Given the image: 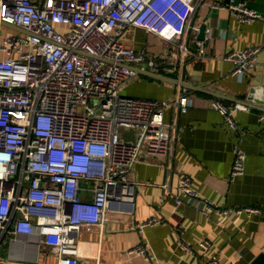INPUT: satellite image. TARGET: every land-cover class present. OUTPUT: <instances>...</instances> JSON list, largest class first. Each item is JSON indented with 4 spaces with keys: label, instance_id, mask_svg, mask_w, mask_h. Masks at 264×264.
Listing matches in <instances>:
<instances>
[{
    "label": "built area",
    "instance_id": "2783aa9c",
    "mask_svg": "<svg viewBox=\"0 0 264 264\" xmlns=\"http://www.w3.org/2000/svg\"><path fill=\"white\" fill-rule=\"evenodd\" d=\"M202 0H0V241L36 235L57 256V264H78V236L83 228L103 227L114 202H132L137 181L130 179L143 153L170 156L176 123L165 122L166 111L189 108L188 88L178 86L175 97L127 95L137 71L169 68L175 60L149 53L125 41L128 28H140L178 45L186 56L204 58L185 42L187 30ZM226 7L239 22L255 21L259 13L243 1L213 2ZM13 26H11V25ZM20 27V29H15ZM11 29L17 30L16 32ZM260 45L222 52L233 73L249 72ZM211 106L223 116L230 132L237 131L233 113L250 106ZM264 127V110L258 114ZM264 151V148H263ZM246 153L233 147L230 178L241 175ZM176 204L199 199L189 174L178 177ZM203 206L221 218L231 210L209 197ZM237 213L258 212L254 206ZM158 216L140 220L137 227L161 223ZM185 252H206L208 238L196 244L177 238ZM151 259L145 243L127 250ZM217 260L216 256L208 263Z\"/></svg>",
    "mask_w": 264,
    "mask_h": 264
},
{
    "label": "crops",
    "instance_id": "0c3cea01",
    "mask_svg": "<svg viewBox=\"0 0 264 264\" xmlns=\"http://www.w3.org/2000/svg\"><path fill=\"white\" fill-rule=\"evenodd\" d=\"M40 1V0H33ZM231 0H202L191 23H205V36L199 30H187L185 42L190 52L197 53L196 41L204 42V58L182 55L178 45L168 43L140 28H128L125 41L136 48H147L149 53L168 55L175 60L169 68L159 73L179 80L190 81L199 89L188 88L189 105L186 112L170 107L165 122L176 123L170 156L143 153L129 174L137 181L132 202L111 205L103 227L83 228L77 241L78 264H252L264 252V127L258 121L260 108L250 106L233 113L239 125L230 132L223 116L211 106L219 98L227 105L247 97L251 86L264 84V0L243 1L256 10L255 21L239 22L226 7H215L213 2L229 3ZM259 44L257 61L249 72L233 73V64L220 56L222 52L239 50ZM179 84L138 73L125 86L127 95L155 98H173ZM183 87V86H182ZM213 92L221 93L216 96ZM241 144L245 168L241 175L230 178L233 164V147ZM189 174L199 193V199L176 204L175 192L180 175ZM209 197L219 208L228 207L221 216L210 213L203 206ZM254 206L258 212H235V208ZM158 216L162 222L139 229L140 220ZM179 235L196 244L208 238L206 252L194 248L185 252L177 245ZM145 243L146 259L141 254H130L128 249ZM216 256L217 260L208 263ZM0 264H57V256L36 235L22 236L18 240L0 241Z\"/></svg>",
    "mask_w": 264,
    "mask_h": 264
},
{
    "label": "water",
    "instance_id": "95a60500",
    "mask_svg": "<svg viewBox=\"0 0 264 264\" xmlns=\"http://www.w3.org/2000/svg\"><path fill=\"white\" fill-rule=\"evenodd\" d=\"M11 25V24H10ZM13 26V25H11ZM14 27V26H13ZM205 28L206 25L205 23H202V25H200V29H199V37L203 38L205 36ZM15 29H20V27H15ZM127 66H130L133 70L137 71L138 73L144 74V75H150L153 76L155 78L161 79V80H168L171 81L173 83L179 84L181 86H186L188 88H192V89H199L202 90L201 88H198L197 86H195L194 84H192L190 81H185V80H179L176 79L175 77L169 76L167 74H162L159 73L157 71H153V70H149V69H141L135 65H131L128 64ZM216 96H223V94H219L216 92H213ZM236 102H242L246 105L252 106L254 108H260L262 110H264V84H257V85H253L251 86V88L248 91L247 97L245 99H237L235 100ZM252 264H264V252H261L259 255H257V257L254 259Z\"/></svg>",
    "mask_w": 264,
    "mask_h": 264
},
{
    "label": "rangeland",
    "instance_id": "374dc122",
    "mask_svg": "<svg viewBox=\"0 0 264 264\" xmlns=\"http://www.w3.org/2000/svg\"><path fill=\"white\" fill-rule=\"evenodd\" d=\"M11 31H13V32H16L17 30H15V29H11ZM127 88V87H126ZM126 88H125V90H126ZM128 90V89H127ZM127 90H126V93H127ZM128 92H129V90H128ZM136 96H141V95H136ZM142 97H147V96H143L142 95Z\"/></svg>",
    "mask_w": 264,
    "mask_h": 264
}]
</instances>
